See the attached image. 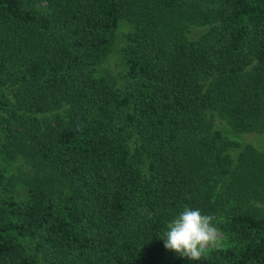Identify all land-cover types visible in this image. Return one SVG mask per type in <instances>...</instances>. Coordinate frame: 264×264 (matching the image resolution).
I'll use <instances>...</instances> for the list:
<instances>
[{
    "label": "trees",
    "instance_id": "16d2710c",
    "mask_svg": "<svg viewBox=\"0 0 264 264\" xmlns=\"http://www.w3.org/2000/svg\"><path fill=\"white\" fill-rule=\"evenodd\" d=\"M215 113L264 130V0H0V264H264V149ZM185 204L228 242L200 261L164 247Z\"/></svg>",
    "mask_w": 264,
    "mask_h": 264
},
{
    "label": "clouds",
    "instance_id": "9594fccd",
    "mask_svg": "<svg viewBox=\"0 0 264 264\" xmlns=\"http://www.w3.org/2000/svg\"><path fill=\"white\" fill-rule=\"evenodd\" d=\"M162 237L166 249L191 261L206 259L222 241L213 217L187 204L168 222Z\"/></svg>",
    "mask_w": 264,
    "mask_h": 264
},
{
    "label": "rangeland",
    "instance_id": "374dc122",
    "mask_svg": "<svg viewBox=\"0 0 264 264\" xmlns=\"http://www.w3.org/2000/svg\"><path fill=\"white\" fill-rule=\"evenodd\" d=\"M209 23H199V24H189L188 34L189 35H197L203 32ZM130 23L126 20H122L119 24L116 41L113 46V50L107 56L104 61V65L107 66L111 72L117 71L121 66V56L120 49L121 45L125 42V33L129 29ZM213 123L215 126L222 129L223 133L226 135L229 145L228 151L230 155L233 157L235 161L236 153L238 149H241L245 144H251L258 149H264V130H255V131H235L230 124V121L224 117H221L218 113L213 115ZM26 167V160L23 157H18L15 161L11 163L10 171L15 173L20 178V174L24 173V169ZM227 181V180H226ZM23 184L21 181L18 182L19 193L21 195L24 194ZM232 193V192H231ZM234 194V193H232ZM249 203L252 206H256L262 210H264V195L260 198H251ZM221 233V232H220ZM222 241L220 246H225L228 244L224 235L221 233Z\"/></svg>",
    "mask_w": 264,
    "mask_h": 264
}]
</instances>
